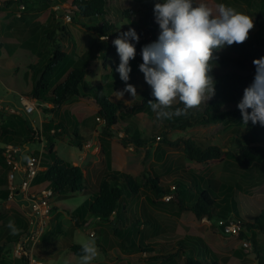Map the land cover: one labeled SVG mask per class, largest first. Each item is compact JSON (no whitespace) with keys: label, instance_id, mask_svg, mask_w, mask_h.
I'll use <instances>...</instances> for the list:
<instances>
[{"label":"rangeland","instance_id":"1","mask_svg":"<svg viewBox=\"0 0 264 264\" xmlns=\"http://www.w3.org/2000/svg\"><path fill=\"white\" fill-rule=\"evenodd\" d=\"M49 2L50 4L47 5V1L44 3L41 1L40 4L37 0H0V42H4L5 39L13 45V49L23 45H33L36 55L40 56V60L34 61L37 64L36 70H28L26 74L23 72L17 75V64L23 65L29 57L21 60L23 57L19 53L10 56L8 55L9 51L6 49L1 52L2 47L0 46V103L10 107L16 113L20 112L21 117H24L31 127H37L40 130L42 124L44 122L48 123V120L53 117V114L43 111L45 107L48 110L53 108L52 105L46 106V103L51 102V97L46 96L36 101L40 105L38 110L28 115L21 109L20 94L17 91L9 93V87L15 89L18 84L21 89L26 90L25 88H29V84L33 85L39 79L38 70L43 68L46 59L52 55L53 45L46 37L48 27L51 29L56 28L58 25L63 27L55 36V39L60 41L62 52L79 56L84 54L95 42L94 35L79 25L82 20H78L80 22L77 21V24L72 22V15L68 12V9H70L69 0H49ZM155 2L157 0H109V14L106 20L115 23L118 30L125 31L132 27L141 31L143 34L139 35V41H150L151 33L147 28L144 11L148 3L154 5ZM206 2L213 10H215L216 4L224 3L237 12L249 15L253 20L254 27L249 32V38L245 41L246 45L253 53L264 54V49H260V45L255 40V34L258 30L256 19L261 11L259 0H255L250 8L239 0H206ZM21 4L26 5V9L19 12ZM125 9L133 11L128 20L122 19V10ZM94 21L102 23L103 20L98 17ZM67 33L71 35L70 40L63 39ZM116 38L113 37L108 41L112 43ZM3 46L6 45L3 44ZM218 52L220 50L215 51L213 55ZM135 58L138 61H140L139 59L142 60L140 54H136ZM65 62H62L58 67L56 77L53 80L55 84L60 82L59 78L66 66ZM92 62L91 65H93H90V71L86 77L88 86L97 88L99 92L108 97L112 95L113 101L121 106L119 111L120 121L114 128V137L112 138L113 170L126 173L136 179L141 187V192L137 197L126 198L124 203L121 204L125 209H121L123 214L119 220L115 218V214L112 216V222L110 223L98 221L91 217L88 218L83 227L75 225L71 219V213L98 191L97 189L93 192L96 187H93L92 192L87 195H74L60 199L51 196L52 216L41 241L29 253H27V249L31 248L28 245L32 244L30 239L35 228L32 223L33 218L28 216V204L21 196L15 198L16 201L14 199L12 202H3L0 208V245L4 247L3 262L1 264H24L32 258L42 264H65V261L68 264H79L80 256L74 254L70 247L91 241H94L97 247V256L91 261V264H174L161 259L155 260V258L174 255L177 251L181 252V243L183 241H192L193 243L195 241L193 239L203 240V244L200 246L204 250H200V252L208 260L228 264V258L231 257L232 253L240 249L246 256L241 259L239 264H258V252L254 248L256 245L264 249V234L252 225L256 224V219L264 209V178H261L255 170L245 174L239 166H237L235 172L225 171L224 160L212 161L207 165L191 162L185 156L182 144L177 147L168 144L180 139H194L198 145L203 147L216 146L221 148L222 151L235 153L237 149L233 145V138L236 134L234 129L240 121L230 119L224 123L199 125L186 130H168L165 122L157 120L155 114L145 106L146 104H143L142 93H149L151 89L145 82L142 72L137 71V74L130 76L128 81L136 88L137 97L134 98L128 93H124L122 97L116 93L124 90L125 83L115 74L111 64L109 62L105 63L103 58H94ZM131 62L135 63L134 60ZM104 63L106 69L103 67ZM105 74L110 76L109 81L114 84L111 89L106 86L102 79ZM99 84L105 87L103 88ZM211 101L212 98L202 102L192 111L194 113L204 112ZM178 102L176 100L172 105H176ZM12 103H16V105H11ZM63 109L71 110L74 113L82 112L84 116L80 122L81 126L77 130L79 139L73 138V132L76 128L69 121L70 127L66 128L67 134L55 140V153L64 162L81 167L87 177V184L92 185L94 181L102 178L100 176L105 170L102 152L97 147L99 134H96L102 132L103 122L97 118L96 104L90 99L74 98L65 103ZM7 114L10 113L3 114L0 110V148L5 144L4 138L1 137V125L4 123ZM128 130L130 135L138 130L145 141V145L137 148L132 143H128L130 136L126 134ZM159 137L160 139H158ZM16 139L15 143H23V140ZM78 144H81V148ZM45 146L46 141L42 139L41 144H30L29 152L37 151L38 155L42 152L45 161L49 162L51 158L44 150ZM156 176L160 177L162 185L171 191H174L177 183H180L184 189H188V194L192 191L185 183L192 186L195 182L204 185L208 183L217 187L221 186V188L227 185L232 186V197L238 203V217L250 225L243 232L244 238L247 240L239 236H227L220 229H215L212 222L198 220L191 212H184L180 218L175 217L174 197L168 205V207H171V211L164 212L152 208L148 199L154 197L145 185L148 179ZM0 179H7L6 171L1 164ZM38 189L45 190L47 188L39 186L33 188L32 192L38 191ZM184 197L189 202L193 201L192 198L186 195ZM13 204H16L21 213L13 209ZM17 220H21L22 224L17 226ZM148 220L151 226H147ZM9 221L14 223L15 234H12L7 227ZM137 221L141 223V237L146 246L142 245L146 252L129 253L127 248L121 247V241L114 234V230H124ZM59 225L61 226L60 230ZM244 242L249 243L250 249L247 252L243 247ZM136 243H139V239L136 240ZM148 245L154 247V251L150 247L148 250ZM20 246L25 247V253L21 257L17 254V249ZM175 261V264H186L184 254H179Z\"/></svg>","mask_w":264,"mask_h":264},{"label":"trees","instance_id":"2","mask_svg":"<svg viewBox=\"0 0 264 264\" xmlns=\"http://www.w3.org/2000/svg\"><path fill=\"white\" fill-rule=\"evenodd\" d=\"M26 1V0H21ZM47 1V5L50 4L49 0H37L41 4ZM247 7H251L255 0H239ZM261 11L256 19L258 30L255 34V40L260 45V49H264V0H259ZM68 2V1H67ZM109 0H69L71 13V20L74 24L78 20H82L81 25L86 31L92 33L95 37L93 45L82 55L76 56L62 52L60 49V41L55 39L57 32L61 30V26H57L54 29H46V37L49 42L52 43V55L46 59V62L41 70H38L39 79L33 84H29V88L21 89L17 84L15 89L9 87L14 91H17L21 96H26L39 101L43 98L51 97L50 103L53 108L48 110L46 107L43 111H47L53 114V117L48 120V123L42 124V129L37 127H31L27 123L26 119H23L16 115H10L7 120L3 121L1 125V137L4 139H11L8 144H16V138L23 140L24 146L23 155H29L30 144L42 143V139L46 141L45 151L49 154L51 161L46 162L43 158V167L46 169L39 172L38 176L34 180L33 185L43 184L47 189H51L54 196L57 199L68 198L74 195H87L92 192L93 189H89L86 186V178L84 171L79 166H73L70 163L64 162L63 159L58 157L55 153V140L61 138L67 134V127H70L69 121H71L76 130L73 132V138L79 139L77 133L78 128L81 126L80 122L83 119L81 114H72L65 111L61 116L59 111L63 105L69 100L75 97L92 98L99 106L97 118L102 119L104 127L102 130L100 142L102 154L105 156L106 161V175L100 180L98 187L93 191L95 192L78 206L74 212L71 213V219L77 227H83L86 224L88 218L94 217L98 221L112 222V216L115 214V218L119 220L123 214L121 209H125L121 206L126 198H134L140 194V185L136 179L126 173H119L112 170V153H111V140L114 137V128L119 124L120 116L119 111L121 106L113 101L107 95L99 92L95 87H89L86 82V77L89 73V66L95 59H104V62H109L115 72L116 67L119 64V56L117 55L116 48L113 46L109 39L118 37L120 33L128 31L118 30L115 23H110L106 20L109 14L108 8ZM149 4V5H148ZM147 4L145 7V20L147 28L151 33L150 41H139L136 44V54L141 53V49L152 42H155L159 35V26L155 22L153 8L154 5ZM44 7V6H43ZM131 13L128 9L122 10V19L128 20L131 17ZM100 17L102 23L95 22L96 18ZM132 28V27H131ZM65 31L67 32L66 28ZM119 31V32H118ZM138 35L143 32L135 30ZM108 37V39L101 40L100 37ZM71 35L67 33L63 39L70 40ZM3 46L0 43L1 49L10 48V44ZM16 48L15 52L19 53L24 60L25 57H29L27 61L21 65L17 64L16 73H27L28 70L37 69V64L34 63L40 60V56L30 49ZM95 52V56H94ZM9 55V54H8ZM94 56V57H93ZM264 57V54L253 53L246 45L234 44L229 47H225L220 52L214 55V67L211 75L213 76L215 85V95L212 97V101L206 106L204 112L194 113L192 109L188 110L185 115L175 117L171 119H164L165 125L168 130H186L187 128L194 126H206L210 124H218L226 122L230 119L239 120L240 123L234 129L236 134L233 138V145L236 147L237 152L222 151L221 148L216 146L203 147L198 145L194 139H180L175 142L168 143L172 147L183 145L184 154L187 159L197 164L207 165L208 163L216 160H224L225 171H234L237 166L244 170L245 174L257 171V173L264 178V127L252 125L251 122L246 125H242V115L237 105L242 99L244 89L247 88L253 81L255 75V68L253 60ZM135 63L130 61L132 72L130 76L135 75L139 71V65L143 62L141 59H133ZM66 61V66L63 69L58 83H54L58 67L62 62ZM105 63L103 66L105 67ZM137 74V73H136ZM108 76V75H107ZM63 79V80H62ZM106 83V86L111 89L113 83ZM82 86V87H81ZM105 87V86H103ZM81 88L82 93H81ZM150 88V86H149ZM151 89V88H150ZM50 93V94H49ZM143 104L148 107L149 101H154V97L151 96V92H143ZM182 108L183 105L178 102L176 105H172L168 111H173L175 108ZM251 111V110H249ZM66 115V116H65ZM54 132V133H53ZM234 132V133H235ZM130 135V132L126 133ZM132 143L135 147L141 148L145 145V141L142 139L138 130H135L132 135L129 136L127 141ZM7 145V144H6ZM81 147V144H78ZM4 148H0V164L6 171H9V167L2 156ZM38 155V152H34ZM8 179H0V201L12 202L10 200L11 191L8 188ZM185 185L192 191L188 194V189H184L180 183H177V187L174 191L164 187L161 183V178L156 176L155 178L148 179L145 187L150 190L151 195L154 198H149V205L158 210L169 212L171 207H168L169 202L162 200L165 196L170 195L174 197V203L176 205L175 217L180 218L184 212H191L198 220L207 219L212 222L215 229H220L224 233L222 227L218 226V221L221 219H228L235 216V219L241 221L242 226L246 229L250 225L243 222L238 217V203L232 197V186L227 185L221 188L212 184L204 185L200 182H195L194 186L185 183ZM221 190V192H220ZM16 199L19 195L18 191H15ZM184 195L193 199L192 202L187 201ZM222 197L220 198V196ZM22 198V197H21ZM190 198H188L190 200ZM15 199V201H16ZM23 199V198H22ZM52 199V197H51ZM173 200V198H172ZM171 200V201H172ZM170 201V202H171ZM13 209L16 212H20L16 204H13ZM121 211V212H119ZM235 213V214H233ZM234 215V216H232ZM17 226L22 224L21 220H17ZM147 226H151L149 220ZM252 227H257L264 234V209L261 211L259 217L256 219V224ZM59 230L61 226L59 225ZM141 223L137 221L132 223L131 227H127L124 230L115 229L114 234L121 241V247L127 248L129 253L133 252H146L143 247L144 241L142 240ZM226 235V234H225ZM229 236V235H227ZM244 240V234L239 235ZM139 239V243L136 240ZM192 241H183L180 245V249L174 255L166 257H156L155 260L161 259L168 263L175 264V258L179 257V254H184L186 264H222L216 260H208L207 257L202 255L200 250H204L201 244L202 239H193ZM247 240V239H246ZM143 244V245H142ZM146 246V245H145ZM152 248L154 247L147 246ZM71 251L74 254L81 255L80 245H72ZM258 252V264H264V249L255 245L254 248ZM147 250V251H148ZM184 251V252H183ZM196 254V256H195ZM4 247L0 245V264L3 262ZM246 256L240 249L235 250L231 257L228 258V264H239L241 259Z\"/></svg>","mask_w":264,"mask_h":264},{"label":"clouds","instance_id":"3","mask_svg":"<svg viewBox=\"0 0 264 264\" xmlns=\"http://www.w3.org/2000/svg\"><path fill=\"white\" fill-rule=\"evenodd\" d=\"M153 13L160 31L155 42L141 49L143 62L139 71L155 98L148 102V108L157 120H164L185 115L215 95L216 82L211 75L214 52L243 44L254 24L249 15L224 3L216 4L213 10L206 0H157ZM139 40L135 29L130 27L112 41L120 61L115 71L125 83L124 90L116 93L122 97L124 93L137 97L136 88L128 81L132 72L130 61L136 57ZM253 65L254 79L244 89L237 107L242 125L251 122L264 127V57L253 60ZM176 100L183 107L168 111ZM7 227L15 234L12 221ZM80 251L79 264H91L97 256L94 241L82 243Z\"/></svg>","mask_w":264,"mask_h":264},{"label":"built area","instance_id":"4","mask_svg":"<svg viewBox=\"0 0 264 264\" xmlns=\"http://www.w3.org/2000/svg\"><path fill=\"white\" fill-rule=\"evenodd\" d=\"M26 6L21 4L19 6V12L24 11ZM21 109L25 114H32L38 110L40 106L37 104L36 100L26 96H20ZM0 110L3 114L10 113L11 115L20 116V112H14L10 107L4 106L0 103ZM99 119V118H98ZM101 121V119H99ZM54 133V132H53ZM160 139V138H159ZM2 156L4 157L9 171L7 173L9 190L11 191L10 200L16 198L15 191L19 192V195L23 198L24 201L28 204L29 214L28 216L33 218L32 223L34 224L33 235L30 239L31 246L30 249H27V253L32 252L34 247L41 241L46 227L50 221L53 212V205L51 204V196L53 194L51 189L38 190L32 192L34 188V180L38 176L39 172L44 171L43 169V154L36 155L34 152H31L30 155H23V145L16 144H7L4 147ZM20 178V182L17 184L16 179ZM173 196L167 195L163 199L166 202H170ZM2 202L0 201V208ZM218 226L222 227L226 235L239 236L244 232L245 228L242 226L241 221L231 217L228 219H221L218 221ZM244 250L247 252L250 247L249 243H243ZM25 253V247H18L17 254L21 257ZM24 264H42L38 263L35 259H30Z\"/></svg>","mask_w":264,"mask_h":264},{"label":"crops","instance_id":"5","mask_svg":"<svg viewBox=\"0 0 264 264\" xmlns=\"http://www.w3.org/2000/svg\"><path fill=\"white\" fill-rule=\"evenodd\" d=\"M26 6V5H25ZM8 40V39H7ZM2 45L3 44H10V42H8V41H5V39H4V42H0ZM10 48H8L7 50L9 51V55L10 56H12L13 54H15V53H17V52H13V51H15L14 49H13V45H11L10 44ZM28 47H30V49H32L34 52H35V50H34V48H33V45H27ZM19 48V47H18ZM20 48H26L24 45L23 46H21ZM2 50L3 49H1V52H2ZM4 52V51H3ZM93 63V62H92ZM93 65V64H92ZM91 65V66H92ZM91 66H89V71H90V67ZM104 67V66H103ZM105 68V67H104ZM106 69V68H105ZM109 75L107 76L106 74L104 75V77H102V79H103V81L104 82H107V83H111L110 81H109ZM101 79V77H100V81L102 80ZM87 82V81H86ZM100 86H101V84H99ZM101 87H103V86H101ZM104 88V87H103ZM8 92L9 93H13L14 92V90H11V89H9L8 90ZM19 94V93H18ZM21 96V95H20ZM110 96V98L113 100V97H112V95H109ZM75 98H83V97H75ZM74 99V98H73ZM73 99H71V100H73ZM83 99H90V100H92V101H94L95 102V100L94 99H92V98H83ZM71 100H69L68 102H70ZM68 102H66V103H68ZM5 103V102H4ZM10 104V103H9ZM95 104H96V110H97V113H98V111H99V106L97 105V103L95 102ZM11 105H16V103H12ZM65 105V104H64ZM64 105H63V107H64ZM46 106H49V105H47L46 104ZM63 107L61 108V110L59 111V115L61 116L65 111H67V112H71L72 114H81V115H83L84 116V114L82 113V112H76V113H74V112H72L71 110H68V109H63ZM67 107V105L65 106V108ZM97 115V114H96ZM17 116V115H16ZM22 116V114L20 115V117ZM8 117H11L10 116V114H7L6 116H5V120L8 118ZM21 118H23L24 119V117H21ZM101 121L103 122V120L101 119ZM45 123V122H44ZM103 126H104V122H103ZM88 129H89V127H88ZM96 134H99V137H98V146L97 147H99L100 148V150H101V142H100V138H101V134H102V132L100 133V132H97ZM160 138V137H159ZM158 138V139H159ZM10 141H11V139H4V142H5V144H3V147L6 145V144H8V143H10ZM16 145H22V144H19V143H16ZM111 147H112V149H111V153H112V170H113V145H112V140H111ZM45 148V147H44ZM81 148V147H80ZM27 150L29 151V148H27ZM42 151H44V150H42ZM101 152H102V150H101ZM30 153H31V151L29 152V155H30ZM103 155V154H102ZM26 156V155H25ZM103 159H104V163H105V170H104V172H103V174L100 176V177H104L105 175H106V171H107V168H106V161H105V156L103 155ZM71 164V163H70ZM46 168H44L43 170H45ZM84 171V170H83ZM114 171V170H113ZM85 174V173H84ZM85 178H87L86 177V175H85ZM101 178V179H102ZM8 179V178H7ZM101 179H97L96 181H94L93 182V184L92 185H90V183H89V185L87 184V182H86V186L90 189H94L93 187H98V184H99V182H100V180ZM86 181H87V179H86ZM20 182V178H17L16 179V183L18 184ZM39 186H43V184H39V185H37V184H35L34 185V188H37V187H39ZM95 188V189H96ZM39 190V189H38ZM204 220H207V219H204ZM208 221V220H207ZM58 230V229H57Z\"/></svg>","mask_w":264,"mask_h":264}]
</instances>
